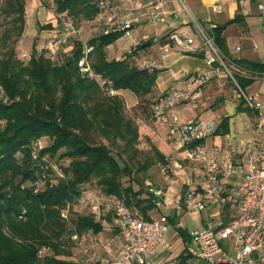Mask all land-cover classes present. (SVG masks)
I'll list each match as a JSON object with an SVG mask.
<instances>
[{"label": "trees", "instance_id": "16d2710c", "mask_svg": "<svg viewBox=\"0 0 264 264\" xmlns=\"http://www.w3.org/2000/svg\"><path fill=\"white\" fill-rule=\"evenodd\" d=\"M100 1L51 0V7L54 15L83 24L97 17ZM235 22L233 18L210 30L222 55L226 50L221 33ZM23 27L24 1L0 0V264H86L70 260L60 238L72 233L96 235L102 227L91 215L76 209L60 218L66 204L73 208L79 194L90 189L136 210L144 219H149L146 214L154 206L147 192L152 199L142 200L139 190L122 186V178L131 181V174L145 171L147 165L133 171L124 161L119 166L117 155L107 147L118 141L122 153L136 154L137 129L123 116L122 100L118 95L107 96L100 82L114 92L130 91L140 101L150 95L159 71L128 62L130 56L145 49L140 48L141 43L125 57L107 60L105 48L121 38V33L103 34L102 27L100 35L84 42L92 48L87 61L93 78L78 73L79 53L72 58L81 42H75L60 63L52 61L55 54L45 46L39 52L31 47L28 58L21 62L15 44ZM43 29L51 27L46 24ZM230 61L236 71L231 78L242 93L255 78L264 76V63ZM241 112L254 113L244 107ZM226 134L227 118H222L212 135ZM41 138L48 144L37 150L35 144ZM153 155L155 162L163 161L157 150L153 149ZM57 161L66 164L56 166ZM34 183H38L35 193ZM222 211L220 226L229 221L227 206ZM167 221L182 242L189 240L173 219Z\"/></svg>", "mask_w": 264, "mask_h": 264}, {"label": "built area", "instance_id": "2783aa9c", "mask_svg": "<svg viewBox=\"0 0 264 264\" xmlns=\"http://www.w3.org/2000/svg\"><path fill=\"white\" fill-rule=\"evenodd\" d=\"M131 5L130 10L146 15L150 23H156L166 1L150 0L140 3L137 0H121ZM180 3V0H176ZM224 1V0H219ZM100 10L96 19L102 27V33H121V38H129L134 20L116 21L114 8H106L101 0ZM256 10L264 27V2L257 4ZM211 12H218L219 5L210 7ZM169 17L174 18L172 13ZM194 38L169 34L168 40L183 53H198L204 64L212 71L227 70L221 60V53L213 38L197 22H192ZM76 36L69 29L64 34L50 38L45 49L55 53L66 39ZM92 48L82 43L77 61L78 73L87 78H93L87 56ZM141 68L149 69L151 63L143 61ZM232 84L241 95L244 108L261 117L262 106L251 97L244 95L236 87L229 74ZM197 79H204V73L195 74ZM107 96H114L104 81ZM196 96L192 93L174 90L156 97L150 106V119L164 129V132L174 147V154L164 158L159 172L162 180L170 182V178L181 181L180 194L174 198L176 212L188 217L203 212L222 210L227 206L229 221L221 225V220L205 221L203 227L188 232V245L191 250L187 255L207 264H264V150L253 142L242 143L238 150L230 149L224 156H208L203 142L212 135L216 126L211 122L193 120L183 122L175 113V109L184 101L193 104ZM257 127H260L257 124ZM35 148L40 149L37 142ZM193 169L198 172L192 174ZM56 176L61 177L53 168ZM195 176L193 182L190 176ZM34 193L38 183H34ZM147 193L153 198L157 207L164 200L167 188L148 187ZM69 209L85 212L99 220L102 213H108L111 225L121 236V248L112 264H183L180 261L154 262L153 258L166 249L168 218L159 216L156 219H144L134 209L125 207L121 202L98 196L93 190L84 189L74 202V207L67 206L59 217L65 219ZM69 240L78 243V236L72 233ZM85 246L83 254L87 253Z\"/></svg>", "mask_w": 264, "mask_h": 264}, {"label": "crops", "instance_id": "0c3cea01", "mask_svg": "<svg viewBox=\"0 0 264 264\" xmlns=\"http://www.w3.org/2000/svg\"><path fill=\"white\" fill-rule=\"evenodd\" d=\"M103 1L107 6L115 9L117 22L134 20L129 38H119L105 48L107 60H118L119 54L127 53L128 50H133L137 44L148 41L149 45L145 47L146 49L136 52L133 59L137 60V58H140L139 64L143 61H148L151 63L150 68L159 71L151 94L158 97L174 90H182L194 94L196 96L195 103L183 104L184 102H182L175 109L176 115L183 122L201 120L211 122L217 126L222 118H227V134L224 136L211 135L203 142L208 156H224L230 149L238 150L234 148H238L242 143L249 142V140H246V136L251 132L253 124H256L257 115L255 113L249 115L241 112L243 105L235 103L232 96L233 91L229 88L231 80L227 79V76L219 69L212 71L208 68L200 54L179 51L167 37L169 34L174 33L182 37L192 38L190 34L193 32V21L199 23L209 34L214 27L236 18V22L228 25L221 33L226 50L225 55L228 57L229 63L233 67L234 65L230 61L233 59L262 63L260 60H263L262 58L264 57V27L260 22L256 6L264 2V0H180L179 4L175 0H168L156 23H150L146 15L141 12L130 10L131 5L121 0ZM137 1L144 4L150 0ZM217 3L219 11L211 12L210 7ZM168 13H172L174 18L169 17ZM83 24H85L86 30L83 32L84 34L82 33L85 38L79 36V40H82L80 41L81 43L91 37L100 35L101 26L96 18ZM258 26H261L260 30ZM229 42H231V45L228 46ZM197 73H204V79H197L195 77ZM263 83L264 76L255 78L245 88L246 96L251 97L258 103L260 100H264V90L260 89ZM208 91L217 94V100L213 99L210 104L204 101V95L208 94ZM121 92H116V95L120 96ZM255 126L257 127V124ZM160 128L165 136L164 129ZM237 137L238 139H236ZM166 139H168L167 136ZM168 142L166 144L171 150L170 155H173L174 147L169 140ZM173 187L172 185L165 187L167 188L166 197L160 201V205L176 212L173 202L179 193L178 190L176 193H174L175 191L172 192ZM170 191V196L167 197ZM166 200H169V205L165 203ZM158 209L159 205L157 207L154 205L146 214L148 218L154 219L153 217L151 218L150 214ZM106 217L108 220H106ZM94 221L100 222L102 232L108 229L116 231L118 238L116 249L117 252L120 251L121 236L119 231L111 225L110 215L102 213L99 220ZM203 221L206 220L203 219ZM100 234L101 232L96 234V236ZM86 236L89 237L90 242L92 235ZM117 254L113 258L111 257L112 254L108 253L112 262L117 257ZM189 257L186 254H181L176 260L183 264H198L191 262L192 257ZM162 260H166L164 253L153 258L156 263Z\"/></svg>", "mask_w": 264, "mask_h": 264}, {"label": "rangeland", "instance_id": "374dc122", "mask_svg": "<svg viewBox=\"0 0 264 264\" xmlns=\"http://www.w3.org/2000/svg\"><path fill=\"white\" fill-rule=\"evenodd\" d=\"M24 1V27H23V34H21L20 38L15 44V54L16 57L21 60V62H25L30 54L31 47L34 48L36 52L44 51L43 48L45 46V42L49 38V36L56 33L57 35L64 34L66 30H73L77 36L69 37L66 39L65 46L63 45L58 48V50L54 53V57H52V61L55 63H60L70 54V50L75 42H80L79 36H82V33L85 32L86 27L85 24L82 23H70L64 17H59L53 14L52 7H51V0H23ZM176 1V0H175ZM178 4L179 2L176 1ZM49 24L51 30L43 29V27ZM201 26V25H200ZM202 27V26H201ZM39 28V29H37ZM203 28V27H202ZM258 29H261V26H258ZM84 34V33H83ZM192 38L195 37L194 33L190 34ZM85 38V36L83 37ZM229 42L228 46L231 45ZM146 49V48H145ZM144 49V50H145ZM130 52V50H128ZM128 52H123L118 55V59L125 57ZM136 55V54H135ZM133 56H130L127 60L128 62L136 68H141L138 61L133 59ZM263 60H260L264 63ZM221 60L227 70V74L232 76L235 73L234 67L229 63V59L226 55L221 54ZM220 71L227 76V79H230L226 72L220 68ZM230 81V80H229ZM234 85L232 83L229 84V88L233 91V99L236 104H240L241 102V95L238 93ZM261 90H264V83L260 87ZM184 92L182 90H179ZM264 93V92H263ZM243 94L246 95V89H244ZM1 97V94H0ZM123 102V116L126 119L132 121L135 124L137 129V141L135 148L137 150L136 154L127 153L124 154L120 151L121 143L116 141L113 146L106 144V142L102 141V144L110 147V152L117 160L119 166L124 161L128 165L131 166L132 171L136 169V167L141 166L143 163L147 165V168L143 172H134L131 174V181L128 178H122L121 183L123 187L131 186L133 191L139 190L140 196L139 198L142 200H148L149 195L146 193L148 187H169L174 186L171 190L174 193L177 192L180 194L182 191L181 188V181L176 178H170V182L166 183L162 180L160 175L159 169L164 163V158H167L171 154L170 148L167 146L168 139H166V135H163L161 128L157 124H153L150 119V104L156 98L155 95L151 94L149 96L144 97L140 101L136 100V97L130 91H122L120 96H118ZM217 94L208 91V94L204 95V101L210 104L213 99L217 100ZM196 100V99H195ZM194 100V103H195ZM189 103L188 101H184L183 104ZM260 105L262 106V113L261 117L257 116V120L255 121L256 124H259L260 127H256V124H253L251 132L249 135L246 136V140L249 142H253L256 145H259L261 149L264 150V100L259 101ZM256 119V118H254ZM238 139V137L236 138ZM42 147L47 146L48 140L45 138H41L38 141ZM167 143V144H166ZM234 148V149H239ZM153 149L157 150L159 154L163 156L162 162H155L156 158L153 155ZM128 155L129 157H126ZM56 166L61 165L64 166L66 162L57 161L55 162ZM192 174L197 173L196 169L191 170ZM46 174V173H45ZM45 177V175H42ZM53 178V177H52ZM195 176H190V181L193 182L195 180ZM177 188H176V187ZM170 192H168L167 197L170 196ZM166 204L169 205V200L165 201ZM68 206L66 204L63 209ZM175 210V207H174ZM224 213L220 209H214V211L203 212L199 215H195L193 217H188L186 214L179 212V214L171 209L164 208L160 205L159 202V209L157 211H153L150 214L151 218L154 219L158 218L159 216H167L170 219H173L175 227L180 228V230L184 231V233L188 234L190 230L195 228L203 227L205 221L204 220H211L217 221L218 216L219 220L222 219ZM203 222H202V221ZM71 234H66L61 236V242L63 247L65 248L66 252L69 254V259L76 262H82L86 264H112L111 257H115L117 252V234L116 231L112 229H108L107 231H101L99 236L92 235L89 242V237L84 234H79L78 236V243L75 245L71 243L69 240ZM167 243L166 249L163 252L164 256H166V260L174 261L176 260L181 254L187 255V251L191 250V246L188 245V241L182 242L181 238L177 237L174 233L173 227L169 226L167 230ZM87 247V253L83 254L82 250L84 247ZM116 252V253H115ZM109 254H112L109 257ZM190 258V257H189ZM191 262H196L198 264H207L203 261L196 260L191 258Z\"/></svg>", "mask_w": 264, "mask_h": 264}, {"label": "water", "instance_id": "95a60500", "mask_svg": "<svg viewBox=\"0 0 264 264\" xmlns=\"http://www.w3.org/2000/svg\"><path fill=\"white\" fill-rule=\"evenodd\" d=\"M148 45H149V42H148V41H145V42H143V43L140 44V48H141V49H142V48H145V47H147ZM79 51H80V48H76V49L74 50L73 55H72V58H73V59H76V57H77Z\"/></svg>", "mask_w": 264, "mask_h": 264}]
</instances>
